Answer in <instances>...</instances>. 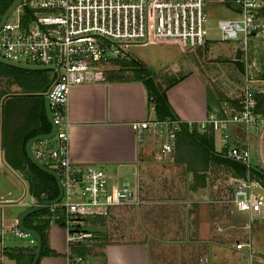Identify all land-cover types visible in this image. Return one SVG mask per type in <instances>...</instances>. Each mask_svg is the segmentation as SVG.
I'll use <instances>...</instances> for the list:
<instances>
[{"label":"crops","instance_id":"obj_1","mask_svg":"<svg viewBox=\"0 0 264 264\" xmlns=\"http://www.w3.org/2000/svg\"><path fill=\"white\" fill-rule=\"evenodd\" d=\"M260 45L264 44L260 43ZM168 46L166 50L161 51L162 53L149 57L148 61L137 56L138 63L142 62L143 67L154 75L165 91L171 113L184 124L202 121L207 116L208 110L218 106L222 100L229 99L236 102L241 96L245 64L235 58L240 55V51L236 50L234 41L207 36L205 45L193 49L181 46L177 42H169ZM6 66L10 65L0 62V107L3 111L0 118V228L2 225L8 228L17 225L18 214L38 203L45 194H48L44 191L38 195L33 191L32 179L35 175L25 158L24 138L34 130H37V133L44 132V128L47 127L42 117L41 102L44 106V96L56 77L52 68L31 69L41 71L33 79L27 75L13 77L6 71ZM125 66L119 68L118 64L113 62L107 64L105 80L75 85L69 94L67 115L70 120L71 159L83 167L103 166L111 179L117 175L119 178L133 179L132 174L135 169L139 173L141 201L135 203L138 208L135 209L136 213L132 217H128L123 210L128 204L133 205V202L113 206L106 217H94L92 229L96 241L88 251L90 263L203 264L198 259L207 257L209 263L205 264H215L212 246L216 244L225 248H234V242L230 241V237L241 232L233 218L234 221L231 223L230 221L219 223L209 212L190 213L189 223L187 222L182 230H178L167 227L166 223L161 224L165 219L160 218L154 209H152L154 212L150 211L149 214L144 211L145 203L154 204L156 199L154 200L153 197L157 196L155 191L147 192L151 197L144 195L150 186L155 189L154 184L158 181L154 179H159V175L162 174L158 171L160 168L158 165L151 164L156 162L151 157V151L156 149L162 136L158 130L153 129L146 130L145 132L150 134L145 138L143 136L141 140L138 139L134 124L158 117L155 108H150L149 105V88L144 82L145 76L138 74L132 67H130L132 74L127 76L129 70L121 71ZM258 68L260 71L255 72V77L262 79L264 69L259 65ZM256 85L261 88V81L257 80ZM256 97L257 111L264 112V92H258ZM13 100L18 102L11 104ZM22 102H28V105L27 107L22 105L20 112L19 103ZM194 133L199 137L204 135L196 131ZM229 134L231 145L248 144L255 158L253 164L264 170V126L259 131L255 130L247 134L241 126L232 123L229 126ZM216 135L218 137V133ZM216 135L214 148L219 153ZM179 139L180 136L176 141L175 162L183 165V183L187 195L183 200L185 204H182L186 210L191 209L195 202L211 206L218 201L232 207L230 201L232 187L225 184L214 186L215 179L222 178L215 167L225 165L224 162L217 161L208 154L200 141H197L196 146L195 140L192 139L190 142L196 147L189 150L188 154L184 152L181 159ZM169 171L172 175L176 173L175 169ZM230 172L241 175L235 168L227 166L223 178ZM45 181L48 180L44 178ZM2 187L7 188L6 194L10 197L3 194ZM213 194L220 196L213 198ZM188 202H191L190 206ZM233 213H235L232 216L234 218L235 215L243 216L242 212L238 213L234 210ZM48 217H50L49 211L47 218L35 224L31 217L27 216L24 220L26 226L35 228V225H38L36 227L43 230L46 236V250L55 252V254L46 253L39 259L38 264H66L65 230L58 224L48 223ZM112 220L118 221L117 227L111 226ZM216 223L226 229L216 230ZM196 233L199 237L197 241L192 239ZM251 233L254 243L264 240V218L252 223ZM213 236L223 239L214 240ZM2 245L6 249L2 258L3 263L7 257L8 264H29L35 250V239L15 237L3 242ZM72 251L80 254L86 252L81 247L72 248ZM258 253L264 254V252Z\"/></svg>","mask_w":264,"mask_h":264},{"label":"built area","instance_id":"obj_2","mask_svg":"<svg viewBox=\"0 0 264 264\" xmlns=\"http://www.w3.org/2000/svg\"><path fill=\"white\" fill-rule=\"evenodd\" d=\"M229 6L232 17L218 21L219 40L234 41L244 62V86L241 96L233 102L224 99L208 110L199 122H188L189 130L213 135L218 133L221 154L245 165L243 174L230 172L215 179L214 186L232 187L233 209L247 215L239 225L244 239L233 243L241 255L233 264H264V254L254 247L252 223L264 218V185L254 172L255 166L248 144L231 145L229 126L237 124L248 134L264 126V112L257 111L256 94L264 92V78L257 59L248 61L251 42L256 49L264 44V0H221ZM227 7V6H226ZM206 0H21L10 12L0 28V56L7 59L48 65L53 64L55 80L46 93L50 99L55 135L36 143L33 152L47 166L56 165L62 184L59 201L50 204L49 223L60 225L66 233V264H91L89 250L96 238L93 219L106 217L113 206L126 202H140L139 173L133 179H111L105 167L76 164L70 157L67 115L70 90L78 84L106 79L105 66L109 62L128 60L131 44L175 41L193 49L205 45L208 36ZM261 81V88L256 85ZM154 109V95L148 94ZM182 120L174 116L147 119L134 124L139 140L146 130H158L162 139L157 143L153 159L159 163L176 159L177 133ZM259 162L260 159L258 158ZM257 170V171H259ZM191 202H188V206ZM216 223L215 229L224 230ZM226 229V228H225ZM15 237H34L17 225L0 228V259L6 249L3 242ZM86 250L80 254L72 248ZM203 264L207 257L200 258Z\"/></svg>","mask_w":264,"mask_h":264},{"label":"rangeland","instance_id":"obj_3","mask_svg":"<svg viewBox=\"0 0 264 264\" xmlns=\"http://www.w3.org/2000/svg\"><path fill=\"white\" fill-rule=\"evenodd\" d=\"M9 1H11V0H0V17L2 14L1 11L7 6ZM206 10L208 13V21H207L208 36L214 37L216 39L220 38V30L218 29L219 19L223 18V17H232L233 14L230 11L229 6L226 5L224 2H220V0H206ZM171 42H175V41H171ZM253 43H254V41L251 42V44H250V49L248 50V59L247 60L250 61L252 56H255L257 59L258 65L261 67V69H264V45H260V42H259L258 48L255 49L252 46ZM168 45H169V42H167V41L131 44L132 52L129 53V55L131 56V54H133V55L139 56L142 59L144 58L145 60H147V59H149V57H153L158 53H162L161 51L166 50V48L169 47ZM128 61L129 60H121L118 62H114V61H112V62L115 64H118L119 68L122 65H126L124 68H121V71L129 70V73H126V75L130 76L132 74V72H130L131 66L128 67L129 65H127ZM112 62H109L108 64H110ZM5 69L13 77H18L20 75H27L32 79L37 76L36 74H38V72H41V71H36V70H31V69H23V68H18V67H13V66H6ZM8 73H6V74H8ZM11 102H12L11 104H14V103H17L18 101L13 100ZM151 104H152V102H149V105H151ZM22 105L27 107L26 105H28V102L27 103H23V102L19 103V107H20L19 111L20 112L23 108ZM2 115H3V111H2V108L0 107V118L2 117ZM148 134H150V133L144 132V134H143L144 138ZM177 137H178V135H177ZM216 138H218L217 135H216ZM179 143H180L179 149L181 151V159H182V156L184 155V152L186 154H188L189 150H192L197 146L196 145L197 141H194V143L196 145V146H194V143L190 142V139H186L184 135H180ZM35 146H36V144H33L34 148H35ZM151 152H152L151 157L153 158L154 151L152 150ZM151 164L152 165H158L160 167L158 171L162 172V174L159 175V177H160L159 179H154V181H158L157 183L154 184L155 189L153 190L152 186H150V188L146 189V195H144L145 197H151L149 193L147 194V192L148 191H151V192L155 191L157 193V196L155 198L153 197L154 200L156 199L155 203L154 204L149 203V202H148V204L145 203V206L143 208H144L145 213L148 212L146 214H149V212L152 211V209H154L156 211V214L158 216H160V218L165 219L164 221H161V224L166 223L167 227H170L172 229L176 228L178 230H182L185 227V224L187 222L189 223L188 219L190 217V213H194V214L199 213L200 214V213H208L209 212V214L214 215V217L216 218V220H218L219 223H223V222H227V221L228 222L230 221V223H231L232 221L235 220L237 225L243 224L244 220L247 219V216L244 213H243V216L235 215V218L232 217L233 214H235V213H233V211H234L233 207H230L226 203L223 204V203H220L218 201L215 202L216 204H213L211 206H209L207 204L195 202V205L191 206V209L186 210V207L183 205V204H185V201L183 202V200L186 198V195H187V191H186V189H184V183H183V181H184L183 175H182L183 165L175 162V160H174V162H169V163H159V162L158 163H156V162L152 163L151 162ZM52 166L56 167L55 164H52ZM215 168L217 169V171L220 172V174L222 175V178H223L224 175L226 174L227 166L226 165H223V166L220 165V167H215ZM173 169L176 170V173L172 175V174H170L171 171H169V170H173ZM157 176H158V174H157ZM167 177L170 180H168ZM21 187H23V186H21ZM141 191H142V189H141ZM2 192L6 196H8L6 194L7 188L2 187ZM141 194H142V192H141ZM212 196H213V198H215L217 196L219 197L220 194H213ZM8 197H10V195ZM141 197H142V195H141ZM170 200H172L173 202ZM174 200H176V201H174ZM137 203L138 202H136V204ZM47 208L43 209V210L36 211L35 213H33L31 219L34 221V224L41 221L44 218H47L49 207H47ZM136 208H138V206H136L135 203H133V205L128 204V206H126V208L123 211L128 217H132L134 215V213H136V210H135ZM152 212H154V211H152ZM117 223H118V221L112 220L111 226L117 227L118 226ZM35 226H38V225H35ZM230 238L229 239L231 242H235V241H237V239H240V238L244 239L245 237H244V234L242 232H239V233H236L235 235H232ZM192 239L197 241V239H199L198 234L196 233ZM213 239L214 240L218 239V241H219V240H222L223 237H214L213 236ZM254 247L258 252H264V240L256 241L254 243ZM212 252H213V260L215 261V264H217V263L233 264V263H236L237 260L241 256L239 254V252L237 250H235L234 248H225L223 246H219L216 244L212 246ZM3 261H4V263H7V264L9 263V260L7 259V257Z\"/></svg>","mask_w":264,"mask_h":264},{"label":"trees","instance_id":"obj_4","mask_svg":"<svg viewBox=\"0 0 264 264\" xmlns=\"http://www.w3.org/2000/svg\"><path fill=\"white\" fill-rule=\"evenodd\" d=\"M11 1H9L7 6L11 3ZM7 6L1 11V13L4 12V10L7 8ZM138 60H139V58L137 56L131 54L130 60L127 62V65H129V67L131 66L133 69L135 68V71L138 74L140 73V74H143V76H145L144 82L148 86L149 91H151L152 94L154 95L153 104H154V108H155L156 113H157V117L159 119H163L166 116L174 117V115L171 113V111L169 109V104L167 101L165 91L162 90L159 83L156 81V78L154 77V75H151L150 72L148 70H146L145 67H143L142 62L138 63ZM41 107H42V114H43L42 117L44 118V120L46 121V124H47V127L44 128V132H48L50 130V123L47 121V118H46V115L44 112L43 102H41ZM194 131H196V130L195 129L189 130L188 125L182 123L181 129L178 131L177 134H178V136L184 135L185 138H189V139H192L195 141H200L199 143L204 145L206 152L208 154H210L213 158H215L217 161L224 162L225 165L235 168L241 174L245 171L246 167L244 164L237 162V161H234L228 157L223 156L221 154V152L217 153V151L214 148V137L212 134L208 135V134L204 133L203 137H199L198 135H196L194 133ZM37 132H38L37 130L30 132L24 138V142H26V140L28 138H30L31 136L38 134ZM39 133H43V132H39ZM196 133H198V132L196 131ZM207 139H209V140H207ZM25 158H26L27 164L29 165L30 169L33 171V174L35 175V176H33V179H32L33 187H34L33 191L38 195H40L42 192L46 191L48 193L49 197H51V198L55 197L58 194V187H57L56 180H55L54 176L44 172L43 170L38 168L35 164H33L28 159L26 153H25ZM254 172L261 178L262 183L264 185V170H262V169H261V171L254 170ZM44 178H46L48 181L44 182ZM32 215H33V213L29 214L28 218L32 217ZM47 221L49 223V217H48ZM35 229L38 230L42 236V251L40 254V258L42 256H44L46 253L55 254V252H53L52 250H50V251L46 250V245H45L46 236H45L43 230L39 227H36V226H35ZM32 256H33V254L31 255V259H32ZM37 264H38V262H37Z\"/></svg>","mask_w":264,"mask_h":264},{"label":"water","instance_id":"obj_5","mask_svg":"<svg viewBox=\"0 0 264 264\" xmlns=\"http://www.w3.org/2000/svg\"><path fill=\"white\" fill-rule=\"evenodd\" d=\"M20 2H21V0H12L11 3L7 6V8L4 10V12L1 14V17H0V28L2 27L3 23L5 22L6 18L10 14V12ZM0 62L5 63V64L10 65V66H14V67H18V68H24V69H47V68H53L54 67L53 64L42 65V64L25 63V62L10 60V59H7L3 56H0ZM44 109H45L47 119H48L49 123L51 124L50 130L48 132L35 134V135L31 136L30 138H28V140L25 143V150H26L27 157L29 158V160L33 164H35L38 168H40L44 172L54 176V178L56 180L57 187H58V194L53 198H50L48 194H45L44 197L38 203L27 207L22 212H20L17 216V226L20 229H22L23 231L32 235L35 239V250H34L32 259L29 262V264H37V262L40 258V254L42 251V236L39 233V231L36 230L35 228H30V227L26 226V224L24 222L25 217H27L29 214L34 213L36 211L46 209L50 204H53V203H56L57 201H59V199L61 198V195H62V191H63L61 179H60V175H59L58 171L55 170L54 168L47 166L42 161H40L35 156L33 149H32V146L34 143L41 141V140H44V139H50L55 135V132H56L57 127H56V124L54 123L53 118H52V113H51V108H50V99H49L48 95L44 96ZM255 169L259 170L257 167H255ZM259 171H261V170H259ZM0 264H5V263H3L2 260L0 259Z\"/></svg>","mask_w":264,"mask_h":264}]
</instances>
